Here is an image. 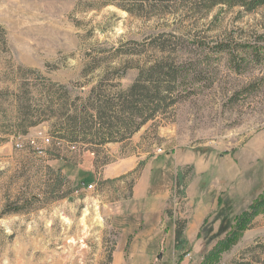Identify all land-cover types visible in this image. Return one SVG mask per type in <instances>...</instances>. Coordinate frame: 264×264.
<instances>
[{
  "label": "rangeland",
  "instance_id": "rangeland-1",
  "mask_svg": "<svg viewBox=\"0 0 264 264\" xmlns=\"http://www.w3.org/2000/svg\"><path fill=\"white\" fill-rule=\"evenodd\" d=\"M77 8V0H0L9 44L0 54V92L24 83L69 86L74 96L101 86L111 93L166 58L179 70L167 85L176 103L98 156L62 141L47 123L20 137L0 129L7 139L0 143V264H113L116 254L122 264H201L216 243H188L182 255L166 243L171 226L188 222L200 206L174 190L176 174L183 168L188 181L194 176L189 186L201 177L211 192L221 190L218 178L222 189L255 199L264 191V164L244 159L250 141L264 140V7L241 17L218 7L194 19ZM97 51L106 59L98 65L88 56ZM59 182L65 198L51 194ZM237 213L228 212L214 236L223 239ZM261 261L264 214L219 264Z\"/></svg>",
  "mask_w": 264,
  "mask_h": 264
},
{
  "label": "trees",
  "instance_id": "trees-1",
  "mask_svg": "<svg viewBox=\"0 0 264 264\" xmlns=\"http://www.w3.org/2000/svg\"><path fill=\"white\" fill-rule=\"evenodd\" d=\"M110 6L136 17L171 14L178 18L189 16L194 19L206 16L218 7L222 10L237 9L241 17L264 7V0H77V9L84 12L101 11ZM241 46L246 48V45ZM165 48L161 45L162 50ZM228 48L229 45H220L223 51ZM8 49L6 31L0 28V54ZM88 56L97 65L106 60L100 51ZM157 63H160L159 67L142 71L137 81L128 88L111 93L101 86L93 87L87 97L74 96L69 86L50 84L41 88L24 83L11 94L8 90L1 91L0 129L3 128L4 134L20 137L27 135L32 128L47 123L54 130L53 134L62 141L82 144L87 147V151L98 156L99 148L110 144H125L148 122L163 114L170 103H176L173 100L175 90L167 85L178 81L179 70L176 71L173 65H165L168 63L166 58ZM98 69L99 66L92 72ZM2 136L0 133V143L7 141ZM54 157L66 161L61 155ZM191 179L188 181L183 168L178 169L174 190H178L182 198L187 195ZM61 186L62 182H59L51 194H62ZM66 195L63 193L61 198ZM261 214H264V191L246 211L237 215L232 230L206 254L201 264H219L223 254L238 244ZM186 225L187 222H176L175 251L179 255L187 252ZM260 263L264 264V261Z\"/></svg>",
  "mask_w": 264,
  "mask_h": 264
},
{
  "label": "crops",
  "instance_id": "crops-1",
  "mask_svg": "<svg viewBox=\"0 0 264 264\" xmlns=\"http://www.w3.org/2000/svg\"><path fill=\"white\" fill-rule=\"evenodd\" d=\"M245 152V160H248L249 163L253 165L264 164V140L261 137H257L250 141L247 145ZM206 171H197L196 175H202ZM97 173V176H101V173ZM127 171L121 173L120 175H125ZM119 175V176H120ZM231 175V174H230ZM231 178L232 177H228ZM236 178V177H235ZM259 178V177H258ZM201 177H198L193 181L189 188L187 189V198L186 201H190L191 197H196V202L200 204L199 208L194 211V214L191 215L189 218L186 230H185V237L192 247H196L197 245L203 244H211V243H218L219 235L214 236L215 231L217 228L222 227L221 223L226 221V216L228 212H232L234 210L238 211V214H241L246 208L250 205L252 200L255 199L250 193H244L243 190L240 189H231L225 190L222 189L223 180L221 181L218 178L219 186L221 190L218 192L209 191V189L202 187ZM229 180V179H228ZM259 180V179H258ZM250 184V183H248ZM255 185V184H254ZM259 185V184H258ZM256 185V187L258 186ZM137 191L134 190V198L137 200ZM168 195H164L161 200H159L160 204H162L163 200H166ZM244 200L246 202H244ZM233 209H230L231 205H235ZM229 208V209H228ZM161 210H164L162 207ZM222 211H226L223 213ZM150 213V210H147L148 217L154 216ZM155 217V216H154ZM161 221V220H160ZM160 224V223H159ZM158 224V225H159ZM157 225V226H158ZM156 224H154V227ZM176 223H174L170 231L167 234V241L166 243H175L176 238ZM156 240L159 238V235H156ZM162 238V236H161ZM222 238V237H221ZM195 250H193V254H195ZM192 256V254H191ZM195 256V255H194ZM196 257V256H195ZM113 264H122V257L121 255H115Z\"/></svg>",
  "mask_w": 264,
  "mask_h": 264
},
{
  "label": "built area",
  "instance_id": "built-area-1",
  "mask_svg": "<svg viewBox=\"0 0 264 264\" xmlns=\"http://www.w3.org/2000/svg\"><path fill=\"white\" fill-rule=\"evenodd\" d=\"M44 142L47 143V144H49V143L51 142V139H50L49 137H46V138L44 139ZM92 187H93L92 185L89 186V188H92ZM188 256H189V255H188Z\"/></svg>",
  "mask_w": 264,
  "mask_h": 264
},
{
  "label": "water",
  "instance_id": "water-1",
  "mask_svg": "<svg viewBox=\"0 0 264 264\" xmlns=\"http://www.w3.org/2000/svg\"><path fill=\"white\" fill-rule=\"evenodd\" d=\"M162 256L160 255L159 258H161Z\"/></svg>",
  "mask_w": 264,
  "mask_h": 264
}]
</instances>
